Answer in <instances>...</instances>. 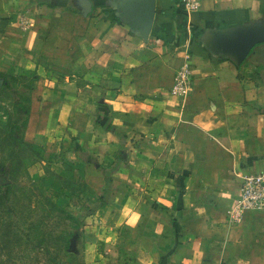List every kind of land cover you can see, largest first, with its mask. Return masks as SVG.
I'll list each match as a JSON object with an SVG mask.
<instances>
[{
    "label": "crops",
    "instance_id": "0c3cea01",
    "mask_svg": "<svg viewBox=\"0 0 264 264\" xmlns=\"http://www.w3.org/2000/svg\"><path fill=\"white\" fill-rule=\"evenodd\" d=\"M111 1L91 0L84 16L77 0H0V70L43 71V94L63 101L52 116L76 119L112 161L109 182L127 191L116 224L139 231L129 263L264 264V212L232 217L243 177L264 170V44L237 66L191 29L261 18L264 0H206L190 13L157 0L147 43ZM185 66L189 85L174 92Z\"/></svg>",
    "mask_w": 264,
    "mask_h": 264
},
{
    "label": "rangeland",
    "instance_id": "374dc122",
    "mask_svg": "<svg viewBox=\"0 0 264 264\" xmlns=\"http://www.w3.org/2000/svg\"><path fill=\"white\" fill-rule=\"evenodd\" d=\"M16 66L0 70V264H134L139 231L116 224L127 191L109 182L112 161L76 119L52 116L63 101L43 94V71Z\"/></svg>",
    "mask_w": 264,
    "mask_h": 264
},
{
    "label": "water",
    "instance_id": "95a60500",
    "mask_svg": "<svg viewBox=\"0 0 264 264\" xmlns=\"http://www.w3.org/2000/svg\"><path fill=\"white\" fill-rule=\"evenodd\" d=\"M77 3L84 16L91 13V0H77ZM110 4L119 21L147 43L157 15V0H113ZM200 42L211 55L230 59L241 66L253 49L264 43V14L261 18L234 26L209 27L201 34Z\"/></svg>",
    "mask_w": 264,
    "mask_h": 264
},
{
    "label": "built area",
    "instance_id": "2783aa9c",
    "mask_svg": "<svg viewBox=\"0 0 264 264\" xmlns=\"http://www.w3.org/2000/svg\"><path fill=\"white\" fill-rule=\"evenodd\" d=\"M206 0H177L183 9L190 13L198 11ZM189 69L182 67L176 74L175 91H184L189 85ZM257 210L264 212V170L250 172L242 179L237 205L232 217L238 219L243 211Z\"/></svg>",
    "mask_w": 264,
    "mask_h": 264
},
{
    "label": "trees",
    "instance_id": "16d2710c",
    "mask_svg": "<svg viewBox=\"0 0 264 264\" xmlns=\"http://www.w3.org/2000/svg\"><path fill=\"white\" fill-rule=\"evenodd\" d=\"M183 11V10H181ZM181 11H179V9L177 10H174V20H176L180 25H183L185 28H186V22H187V16H186V13H182ZM186 12V11H184ZM115 20L119 21V18L118 17H114ZM191 29H192V38L196 41V43H201L200 42V37H201V34L204 32L205 29L207 28H199V27H195L194 25H191ZM264 44V43H263ZM259 45H262V44H259ZM257 45V46H259ZM256 46V47H257ZM255 47V48H256ZM255 48L253 49V51L255 50ZM206 50V49H205ZM253 53V52H252ZM251 53V54H252ZM250 54V55H251ZM219 58V57H218Z\"/></svg>",
    "mask_w": 264,
    "mask_h": 264
},
{
    "label": "clouds",
    "instance_id": "9594fccd",
    "mask_svg": "<svg viewBox=\"0 0 264 264\" xmlns=\"http://www.w3.org/2000/svg\"><path fill=\"white\" fill-rule=\"evenodd\" d=\"M115 103V102H114ZM115 107L117 108V109H119L120 108V104L119 103H115ZM131 212V209H129V208H125L124 209V214L125 215H128L129 213ZM138 217L135 215V214H133L132 215V219L129 221V223H135L136 222V219H137Z\"/></svg>",
    "mask_w": 264,
    "mask_h": 264
}]
</instances>
